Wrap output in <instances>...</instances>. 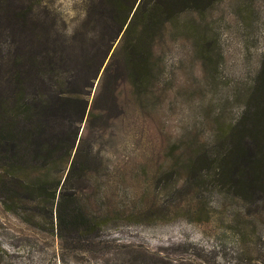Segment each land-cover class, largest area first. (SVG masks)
<instances>
[{
  "label": "rangeland",
  "instance_id": "obj_1",
  "mask_svg": "<svg viewBox=\"0 0 264 264\" xmlns=\"http://www.w3.org/2000/svg\"><path fill=\"white\" fill-rule=\"evenodd\" d=\"M263 59L264 0H0V122L65 88L93 118L53 203L22 200L35 149L0 163V264H264V201L221 214L206 172Z\"/></svg>",
  "mask_w": 264,
  "mask_h": 264
},
{
  "label": "trees",
  "instance_id": "obj_2",
  "mask_svg": "<svg viewBox=\"0 0 264 264\" xmlns=\"http://www.w3.org/2000/svg\"><path fill=\"white\" fill-rule=\"evenodd\" d=\"M137 12L138 8L133 14ZM139 68L141 71L148 69L144 56L140 58ZM60 94L62 96H58L57 99L61 103L60 116H57L58 109L54 107L58 102L52 103L45 97L42 100L36 98L27 102L22 101L12 121L0 122V163L3 168L14 171L18 161L27 155V148L36 150V156H31L29 169L37 172V175L33 182L23 183L22 200L25 202L35 203L48 196L53 203L61 176L58 179L53 178L58 172L51 173L50 167L60 164H63L64 168L68 166L62 183L65 189L72 179L74 166L84 156L83 138H81L84 128L79 130V127L84 122L89 124L93 118H84L86 104L80 114L78 111L70 114V110L65 106L69 102L72 90L65 88ZM252 102H254L253 107H251ZM246 108L247 112L243 118H239L235 125L221 130L213 145L216 158L209 162L212 170L206 171L207 176L212 174L214 183L212 187L231 197L230 201L225 198L216 202V210L221 214L227 213L233 205L239 207L238 210L250 213L254 204L264 201V59ZM36 112L40 113L39 116L35 114ZM74 114L78 118H74ZM68 118H71V127L67 126ZM75 125L76 131L73 130ZM62 172L64 170L61 174ZM18 180L23 181L20 178ZM64 189L59 192L58 209L64 199H70L64 194ZM50 221L53 226L52 218ZM74 222L80 227L79 233L85 234L89 231L84 216L77 217ZM58 225L55 224L56 228Z\"/></svg>",
  "mask_w": 264,
  "mask_h": 264
}]
</instances>
